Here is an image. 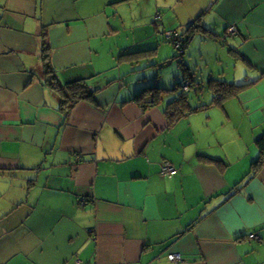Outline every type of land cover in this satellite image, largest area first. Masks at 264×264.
I'll list each match as a JSON object with an SVG mask.
<instances>
[{"label":"crops","instance_id":"obj_1","mask_svg":"<svg viewBox=\"0 0 264 264\" xmlns=\"http://www.w3.org/2000/svg\"><path fill=\"white\" fill-rule=\"evenodd\" d=\"M168 31L209 104L173 125V88L134 100L174 61ZM43 32L58 83L96 90L67 113ZM212 79L250 85L211 104ZM260 136L264 0H0V264H264Z\"/></svg>","mask_w":264,"mask_h":264},{"label":"trees","instance_id":"obj_2","mask_svg":"<svg viewBox=\"0 0 264 264\" xmlns=\"http://www.w3.org/2000/svg\"><path fill=\"white\" fill-rule=\"evenodd\" d=\"M42 37V59L44 62L43 72L48 77L46 79L47 83L59 94L61 110L67 113L75 103L81 100L94 99L96 90L91 88L82 79L71 81L65 85L58 83L55 70L51 66L49 61V44L46 39L45 32L42 33ZM180 40L181 43L179 48L177 49V51L179 52L177 57H182L184 55L185 48L188 43V37L180 36ZM171 43L174 47V43ZM177 57L175 56V58ZM179 64L183 66L184 69L186 68L181 59L179 61ZM209 83H211V89L213 90L211 104H220L225 98L235 95L238 91L243 90L245 87L250 85L249 83L236 84L213 79L210 80ZM154 84L152 87L148 88V91L141 92L134 98V100L140 104L143 110H147L150 107L156 106L161 100V93L166 91V89L161 85H157V83ZM181 86L182 85L179 83L175 84V87L173 88L174 95L163 109L164 115L166 116L167 121L170 125H173L176 121H178L182 117H185L188 113L206 108L209 105H199L195 108L191 107L187 98L188 94L186 91L180 89ZM145 92L150 94L149 97L144 98V94H146ZM255 143L259 149V156L252 163V168L254 170H257L264 163V136L258 137L255 140Z\"/></svg>","mask_w":264,"mask_h":264},{"label":"rangeland","instance_id":"obj_3","mask_svg":"<svg viewBox=\"0 0 264 264\" xmlns=\"http://www.w3.org/2000/svg\"><path fill=\"white\" fill-rule=\"evenodd\" d=\"M143 53H146V52H143ZM150 53L151 52H148L147 54H150ZM170 53H171V56L173 57L174 61L169 66H166L165 68L160 70V72L163 73V76H161V77H159L157 79V83H158L157 85H161L163 88L164 87L165 88L169 87V89L170 88H174V85L176 83H179V78H178L179 75H181V74L188 75V68L186 67L187 68V70H186V68L184 69V67L179 64L180 59L184 55L182 57H177L179 52L177 51V49L175 47L171 48ZM175 56L177 58H175ZM190 73L192 74L193 71H191ZM174 77H175V81L169 82L167 80V79H171L172 80V79H174ZM154 81L156 83V80H154ZM154 85H156V84H154ZM181 85H183V83ZM152 86L153 85L151 84L150 87H152ZM178 86H180V85H178Z\"/></svg>","mask_w":264,"mask_h":264},{"label":"built area","instance_id":"obj_4","mask_svg":"<svg viewBox=\"0 0 264 264\" xmlns=\"http://www.w3.org/2000/svg\"><path fill=\"white\" fill-rule=\"evenodd\" d=\"M235 31L234 27H230L227 31L228 34H233ZM164 36L166 37V39L172 41L174 43V46L176 49L179 48L180 46V38L179 36H177L174 32L172 31H168L164 33ZM177 174V169L170 163L167 161H163L161 163V168H160V175L163 177H173ZM248 239L251 240H259V236L256 233H251L248 235ZM168 260L170 262L176 263V262H180L182 260V257L180 254H176V253H172V254H168Z\"/></svg>","mask_w":264,"mask_h":264},{"label":"water","instance_id":"obj_5","mask_svg":"<svg viewBox=\"0 0 264 264\" xmlns=\"http://www.w3.org/2000/svg\"><path fill=\"white\" fill-rule=\"evenodd\" d=\"M168 63H171V62H168ZM163 65H165V64H163Z\"/></svg>","mask_w":264,"mask_h":264}]
</instances>
